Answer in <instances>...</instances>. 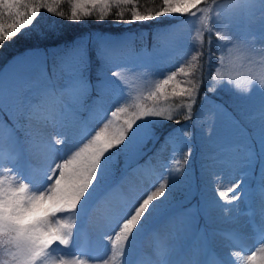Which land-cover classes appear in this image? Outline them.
Here are the masks:
<instances>
[{
    "label": "snow or ice",
    "instance_id": "1",
    "mask_svg": "<svg viewBox=\"0 0 264 264\" xmlns=\"http://www.w3.org/2000/svg\"><path fill=\"white\" fill-rule=\"evenodd\" d=\"M59 3L60 0H0V47L25 32L37 40L45 39L49 33L41 32L38 19L42 10L72 22L93 15L104 21L115 6L118 22L183 18L180 23L190 20L197 26L189 37L191 48L185 61L176 70L161 75L154 88L138 97L135 103L127 102L128 89L121 80L122 70L135 73L141 68L133 61L134 53L125 50L126 41L121 37L96 34L81 37L62 48L60 67L67 72L62 83L49 74L46 64L38 72L22 67L13 81L0 76V112L11 120L9 124L0 117V250L3 256L0 264H132L133 249L139 239L149 233L155 240L157 259L154 264H203L186 259L183 245L179 242L168 245L160 233L175 227L176 239L187 240L198 212L206 214L212 206L235 210L236 202L248 199L249 190L242 188L239 182L224 190L222 180L218 179L219 200L225 204L213 200L199 208L184 209L178 218L161 220L162 210L173 191L187 180V169L181 166V160L186 164L190 152L176 147L179 134L190 135L184 129L170 131L164 137L161 150L171 144L172 152L165 165L166 174L160 177L163 182L125 207L112 209L105 215L102 226L113 230L106 236L110 255L103 258L88 255L77 247V237L84 218L112 191L108 185L115 175L117 158L134 144L143 146L159 140L158 126L162 122L180 124L172 108L166 106L169 101L177 105L176 112L183 109L185 119H192L205 63L210 64L216 55L211 52L213 36L219 55L209 91L228 87L240 96H247L254 87L264 91V71L240 76L220 70L226 69V60L230 62V58L241 51L264 64V26L258 33L249 35L243 34L240 27L242 13L250 11L255 4H245L244 0H161L158 8L144 12L137 6L138 0H72L71 14L65 17L64 12L57 10ZM256 3L260 6V19L264 20V0H256ZM125 11L130 14V20H125ZM176 29V25L170 24L154 35ZM89 41L96 42L94 50L89 49ZM32 51L39 53L41 49L36 47ZM93 63L98 65V92H102L105 85L117 87L118 102L110 115L106 110V122L86 142L69 147L53 158L57 152L55 146L65 145L68 137L54 136L48 129L64 130L68 126V117L83 104L91 88ZM197 71L200 80L196 79ZM109 73L115 81L108 78ZM102 102L100 97L97 103ZM260 120L258 138L249 137L242 145L225 147L226 152L242 151V163L248 166L254 165L257 159L264 163V107ZM18 133L23 134V139ZM41 155L46 168L40 185H36L23 162ZM259 187L264 195V169ZM221 235L230 246L241 248L231 255L242 264H264V227L257 231L259 247L254 250L244 247L242 238L235 233ZM241 251H250V254L241 255Z\"/></svg>",
    "mask_w": 264,
    "mask_h": 264
},
{
    "label": "rangeland",
    "instance_id": "2",
    "mask_svg": "<svg viewBox=\"0 0 264 264\" xmlns=\"http://www.w3.org/2000/svg\"><path fill=\"white\" fill-rule=\"evenodd\" d=\"M244 3L255 4V7L251 8L250 11L242 13L241 31L245 35L258 33L262 26H264V20L260 19V6L256 3V0H245ZM254 15H257L256 18H254ZM175 19L181 21L183 18ZM196 26L190 20L180 23L176 31L165 32V38H163L161 44L143 43L136 45L133 38L126 39V36L121 37L126 41L125 50H130L134 53L133 61L137 67L141 68V71L135 73L122 70L121 80L128 89V103H131V101L137 102L138 97L146 95L149 90L154 88L155 83L158 82L161 75L176 70V67L185 61L188 50L191 48L189 37ZM51 56L53 57L51 58ZM61 56L62 54L51 52L47 57L39 53H33L26 64L22 63L21 60H16L3 66L0 69V76L4 77L7 81H13L22 67H27L38 72L46 64L49 74L53 75V78L58 83H62L67 76V72L60 67ZM33 59L36 63H32L31 65ZM225 64L227 66L226 69H220L225 74L231 72L234 75L246 76L250 73L264 71V64L257 57H248L243 51L230 58V62L226 60ZM54 67L55 73H53ZM97 68L98 65L94 64V69L90 70L91 88L86 94L83 104L74 114L68 117V121L70 122L68 126L64 130L48 129L54 136L63 134L68 137L65 145L55 146L57 152L53 158L60 155L69 147L86 142V139L94 134L96 130H99L103 126V123L106 122L104 119L106 110H109L108 115H110V110H114L118 102L119 90L117 87L105 85L102 92H98ZM217 68L218 64L214 71L208 74L206 71L207 63H205L204 78L200 82L202 84L207 83L204 86L206 87V93L202 94V105L197 109L194 116L195 121L200 117L201 121L198 123H202L203 120V123L212 124L213 128L209 131L210 133L207 132L209 142L205 146V149L208 152L212 150L211 152L216 157L215 164L206 169L210 181L203 190H199L196 181H193L187 192L179 190L181 193L178 197L179 200L175 202L177 204H172L179 209L162 220L178 218L184 209L195 208L194 205L185 207L184 209L179 206L187 201L193 200L195 202L198 197L199 200L204 201L205 195H209V197L218 196L216 188L218 179L222 180L224 190L233 183L239 182L242 188H248L249 197L247 200L241 199V201L236 202L237 206L232 211L215 206L210 207L207 211V216L215 228L205 229L203 226L197 228V218L195 215L192 220L190 240L181 239L178 241L176 239L178 233L175 227L166 228L160 235L168 245L178 242L182 244L183 250L186 253V259L199 260L203 264H217V262H220V264H233V261H235V264H242L240 260L231 255L232 252L240 251L241 248L230 246L221 234L225 232L237 234L242 238L243 246L249 250L259 247L256 235L259 228L264 227V195L261 194V191L257 192L256 185L250 184V181L252 179V171L257 169V171L262 173L264 163L260 162L257 166V162L255 161L252 166L245 165L242 163L244 158L237 159V153L226 152L225 147L239 143L244 144L249 137H259L261 134L260 113L262 107H264V91H261L258 87H254L247 95L248 98L247 96L238 95L228 87L217 88L215 92L209 91V84L212 82L211 78L216 74ZM196 76L200 77L199 71L196 72ZM199 77H197V80ZM108 78L113 81L116 80L115 77H111L110 73L108 74ZM180 78L184 79L183 77ZM217 96L225 98L224 100L229 104L232 102L231 105L233 104L232 106L236 107L235 110L238 113V117H236L238 118L237 123H234L230 119L227 110L212 106L211 103L214 97ZM100 97H102L103 102L97 103ZM166 106L171 107L174 112L176 111V104L169 101ZM0 117L9 120L8 115L4 112H0ZM237 124L239 125L238 127ZM18 135L23 139L22 133H18ZM183 137L187 139L188 135H183ZM196 140L203 142V138L201 137L196 138ZM143 146L134 144L122 156L117 158L116 164L122 165L124 163L122 171L124 168L126 169L131 164L137 162L144 152L155 150L156 148L153 142L145 150ZM160 151L153 158L152 163L148 161L145 164L148 171H144L142 167H138L137 172H135L137 168H134L121 180L114 179V176L110 178L108 186L112 188V191L109 196L96 206L95 211L90 216H86L83 220L81 225L82 230L77 237V247L80 250L86 252L88 255L100 258L110 255L106 236L110 235L113 230L110 227L102 226L103 219L110 210L125 207L146 191L154 190L160 182H163L160 177L166 174L167 169L165 165L169 163L172 145L170 144L165 150ZM257 151L259 152V149ZM208 152H204L202 155L197 152L196 161L201 156L207 157ZM241 156L244 157L242 151L240 152ZM23 164L29 172L33 183L40 185L46 168L44 156H31ZM245 181H247V184H245ZM223 204L225 202L221 205ZM228 208H231V206L229 205ZM178 223L179 220L177 219V225ZM245 254H250V251L247 253L241 251V255ZM0 258H3L2 250H0ZM130 259L132 264H154L157 257L155 240L152 234H145L139 239Z\"/></svg>",
    "mask_w": 264,
    "mask_h": 264
},
{
    "label": "trees",
    "instance_id": "3",
    "mask_svg": "<svg viewBox=\"0 0 264 264\" xmlns=\"http://www.w3.org/2000/svg\"><path fill=\"white\" fill-rule=\"evenodd\" d=\"M245 1V0H244ZM161 4V0H138V7L141 11L147 12L151 10H155L158 8ZM58 11H62L65 13V17L67 15L71 14V8H72V0H60V3L56 5ZM118 9L115 8V6L112 9V13L104 20L99 21L96 19L95 15L89 18H85L79 22H72L68 21L65 18H61L58 16H55L54 14H49L46 11L42 10L41 16L38 18L40 20V30L44 33H49L45 39L37 40L34 35L31 33L25 32L21 36H18L11 42H6L3 47H0V69L9 64L13 63L16 60H21L22 63H28L29 57L35 53L32 51L33 48L39 47L41 51L39 52L40 55H45L47 57L48 54L51 53H58L62 54L60 51L62 48H64L67 45L72 44L74 41H79L81 37H89L96 34H106L113 37H122L126 36V39L133 38L134 44L141 45L143 43L147 44H161L165 32L159 36H155L154 34L162 32V30L166 29L168 25H176L180 26V21H177V19H167V18H160L155 21H146V22H135V23H125L123 21L118 22L117 17L115 15V12ZM257 16V15H256ZM254 15V18H256ZM125 20H130V14L125 11ZM50 28H54V31H49ZM208 37L205 36V40H207ZM88 47L90 50H94L96 47V42L89 41ZM205 52H207V45H205ZM211 52L216 54L211 59L210 64L207 63V73L213 72L216 65L218 64V53H217V47H216V41L215 37L212 38V48ZM53 56H51L52 58ZM46 61H48L46 59ZM32 63H36L33 59L31 61ZM54 63V62H52ZM94 64L91 67V69H94ZM199 76H196V79ZM200 80V77L198 78ZM205 84L207 83H201L199 87V92L197 94L196 103L193 106L192 109V119L187 120L185 119L184 110L181 109L179 112H174L177 115V118L180 119V124H175L170 121H164L161 125H159V136L160 139L155 142L156 148L155 150H149L147 152H144L142 156L138 159L137 162L131 164L126 169L122 171V167H124V163L121 165L115 164V175L114 179L121 180L123 179L128 173L134 169L137 168L135 172L138 171V167H142L144 171H148V168L145 167V164L148 161H151L156 155L161 152V145L164 143V137L167 135L168 132L177 130L179 132L180 129H184L187 131L190 135H188V138L186 139L183 137L182 134L178 135V140L176 147L180 149L183 152H190L189 158L187 163L185 164L183 160H181V166L185 167L187 169V180L186 183L181 186L178 190H174L169 202L165 206V208L162 210V214L160 216V219H165L168 215H170L173 212H176L179 208L172 205L177 204L175 203L178 201V197L181 194L179 190H183V192H187V190L191 187L193 181H196L198 184L199 190H203L204 187L207 186L208 182L210 181L208 179V175L206 173V169L209 166H212L216 162L215 155L208 150L205 149L206 143L209 142V136L207 135V132L212 130V124L208 125V123L204 122L202 120V123H198L201 121L200 117L197 121H195L194 116L197 109L202 105V94L206 93V87ZM98 95V94H97ZM225 96V95H224ZM99 97V95H98ZM199 97V99H198ZM248 98V96H247ZM213 99V98H212ZM225 99V98H224ZM223 97L217 96L214 97L212 101V106L223 108L224 110H227L229 113V117L233 122H238V117L236 113V107H233L231 103H227L226 100H224ZM91 100V99H90ZM171 102V101H170ZM131 103H135V101H131ZM172 103V102H171ZM174 104V103H173ZM262 110V109H261ZM4 119V118H3ZM5 122L11 124L10 120L4 119ZM198 123V125H196ZM208 130V131H206ZM210 133V132H209ZM185 136V135H184ZM201 137L203 138V142H199L196 140V138ZM151 142H148L143 146V149H147ZM242 145V144H237ZM200 153L201 155L205 152L207 154V157L201 156L198 161H196V154ZM241 151H236L233 153H237V159L244 158L240 157ZM123 153L120 155L122 156ZM239 155V156H238ZM227 159V158H225ZM257 166L260 164L261 160L257 159ZM264 167V166H263ZM252 179L250 181V184L256 185L257 192H260V177L261 173L255 169L252 171ZM116 177V178H115ZM255 178V179H253ZM217 201L219 204L224 203V201L219 200V196H212L209 197V195H205L204 201L199 200V197L194 202L193 200L187 201L186 203H183L179 205L181 208H185L188 206L194 205L195 208H199L203 203L205 202H211V201ZM174 206V207H172ZM208 213V212H207ZM207 213L205 214L203 211H200L196 214L197 218V228L203 226L206 228H213L211 221L209 217L207 216ZM215 228V227H214ZM190 237V236H189ZM189 240L191 238H188Z\"/></svg>",
    "mask_w": 264,
    "mask_h": 264
}]
</instances>
